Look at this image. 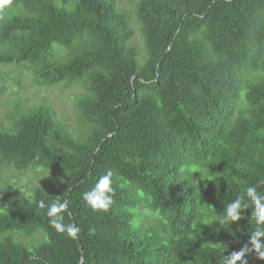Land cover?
Returning <instances> with one entry per match:
<instances>
[{"label":"trees","instance_id":"obj_1","mask_svg":"<svg viewBox=\"0 0 264 264\" xmlns=\"http://www.w3.org/2000/svg\"><path fill=\"white\" fill-rule=\"evenodd\" d=\"M135 3L141 48L117 0H0V64L83 87L74 130L45 106L0 124L1 166L53 172L0 187V264H222L242 249L264 264L251 207L215 221L264 191V0ZM109 170L114 202L93 211L83 193ZM57 201L76 239L51 225Z\"/></svg>","mask_w":264,"mask_h":264},{"label":"rangeland","instance_id":"obj_2","mask_svg":"<svg viewBox=\"0 0 264 264\" xmlns=\"http://www.w3.org/2000/svg\"><path fill=\"white\" fill-rule=\"evenodd\" d=\"M118 6L128 13L135 31V43L141 48L142 39L136 19L135 0H117ZM8 14V10H3ZM83 92L79 84L42 86L36 83L32 71L26 65L0 64V124L10 127L14 118L34 107L45 106L55 111L56 116L68 128L78 127L76 102ZM53 172L31 168L18 171L0 165V187L10 184L23 190H31L42 178H50Z\"/></svg>","mask_w":264,"mask_h":264},{"label":"clouds","instance_id":"obj_3","mask_svg":"<svg viewBox=\"0 0 264 264\" xmlns=\"http://www.w3.org/2000/svg\"><path fill=\"white\" fill-rule=\"evenodd\" d=\"M258 184H264V181H259ZM114 194L113 172L109 170L97 179L90 191L83 193V199L93 211L108 212L114 202ZM39 206L41 208L45 207L44 202L40 201ZM66 206L65 203L59 201L54 202L50 206V223L58 232L66 233L69 238L76 239L80 229L73 225H64L63 223V215L61 213ZM249 207L254 210L255 222L259 225L252 232L249 240L251 250L258 253L260 257H264V191H258L257 185L248 186L242 195L237 196L228 203L219 216L215 215V221H218L220 225L225 223L230 225L239 221ZM246 251L247 249H242L229 257L223 256L222 264H237L238 261H241V264H245L242 258L245 256Z\"/></svg>","mask_w":264,"mask_h":264}]
</instances>
